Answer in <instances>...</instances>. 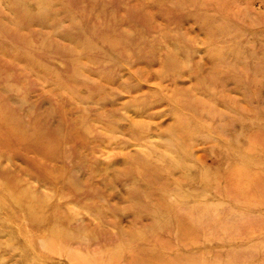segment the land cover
Wrapping results in <instances>:
<instances>
[{"label": "rangeland", "instance_id": "1", "mask_svg": "<svg viewBox=\"0 0 264 264\" xmlns=\"http://www.w3.org/2000/svg\"><path fill=\"white\" fill-rule=\"evenodd\" d=\"M0 264H264V0H0Z\"/></svg>", "mask_w": 264, "mask_h": 264}, {"label": "bare ground", "instance_id": "2", "mask_svg": "<svg viewBox=\"0 0 264 264\" xmlns=\"http://www.w3.org/2000/svg\"><path fill=\"white\" fill-rule=\"evenodd\" d=\"M137 53H142L141 51H138ZM140 55V54H139ZM172 103V102H171ZM185 106H183V105H181V108H182V110H184L185 111V108H184ZM182 124H184V122H182L181 120H179V122H178V127H180V125H182ZM177 127V128H178ZM179 129V128H178Z\"/></svg>", "mask_w": 264, "mask_h": 264}]
</instances>
